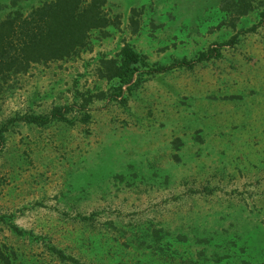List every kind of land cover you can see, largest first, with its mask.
Masks as SVG:
<instances>
[{"label": "rangeland", "instance_id": "obj_1", "mask_svg": "<svg viewBox=\"0 0 264 264\" xmlns=\"http://www.w3.org/2000/svg\"><path fill=\"white\" fill-rule=\"evenodd\" d=\"M246 1L108 0L116 26L79 56L0 84V264H264V0ZM124 45L170 69L116 98L97 70Z\"/></svg>", "mask_w": 264, "mask_h": 264}, {"label": "trees", "instance_id": "obj_2", "mask_svg": "<svg viewBox=\"0 0 264 264\" xmlns=\"http://www.w3.org/2000/svg\"><path fill=\"white\" fill-rule=\"evenodd\" d=\"M246 0H237V15L246 16L253 8ZM108 0H51L24 13L18 0L3 5L0 0V84H6L13 77L28 73L33 65H46L77 57L89 46L90 35L116 26V19L107 14ZM259 24L264 22V11L260 13ZM116 18V17H115ZM257 26L250 29L255 31ZM232 38L230 42H234ZM218 57V49L200 53L196 62ZM118 59H101L98 76L107 81H116L113 88L116 98L123 96V87L128 92L137 88L144 74L163 73L170 67L148 64L146 58L130 45H124ZM193 61H179V68L189 67ZM145 70V71H144ZM69 108H55L49 116L26 115L19 118L27 124L44 126L52 120L67 121L63 112ZM18 119L10 120L12 124ZM6 126L0 129V141ZM61 255V254H60ZM79 264L72 258H65Z\"/></svg>", "mask_w": 264, "mask_h": 264}]
</instances>
